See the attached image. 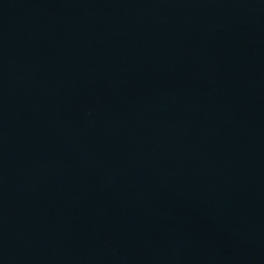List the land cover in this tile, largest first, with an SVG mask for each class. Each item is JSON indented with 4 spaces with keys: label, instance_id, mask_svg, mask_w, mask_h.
<instances>
[{
    "label": "water",
    "instance_id": "1",
    "mask_svg": "<svg viewBox=\"0 0 264 264\" xmlns=\"http://www.w3.org/2000/svg\"><path fill=\"white\" fill-rule=\"evenodd\" d=\"M0 264H264V0H0Z\"/></svg>",
    "mask_w": 264,
    "mask_h": 264
}]
</instances>
